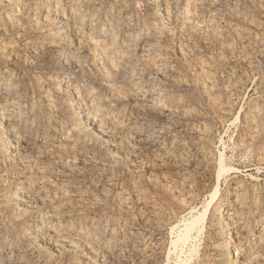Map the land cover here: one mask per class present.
<instances>
[{
  "label": "rangeland",
  "instance_id": "obj_1",
  "mask_svg": "<svg viewBox=\"0 0 264 264\" xmlns=\"http://www.w3.org/2000/svg\"><path fill=\"white\" fill-rule=\"evenodd\" d=\"M0 27V264H214L217 204L264 257V0H0Z\"/></svg>",
  "mask_w": 264,
  "mask_h": 264
},
{
  "label": "bare ground",
  "instance_id": "obj_2",
  "mask_svg": "<svg viewBox=\"0 0 264 264\" xmlns=\"http://www.w3.org/2000/svg\"><path fill=\"white\" fill-rule=\"evenodd\" d=\"M17 1V0H15ZM16 4V3H15ZM19 4V3H18ZM17 4V5H18ZM29 4V3H28ZM53 8V7H52ZM168 8V7H167ZM60 10V9H59ZM58 10V11H59ZM60 12V11H59ZM167 16V15H166ZM169 18V17H168ZM176 18V17H175ZM5 19V18H4ZM3 19V20H4ZM187 20V19H186ZM14 21V20H13ZM5 22V21H4ZM7 22V21H6ZM183 22V21H182ZM188 22V21H187ZM8 23V22H7ZM11 23V21H10ZM8 25H10L8 23ZM8 27V26H7ZM1 28V27H0ZM2 29V28H1ZM4 30V28H3ZM2 33V31H1ZM91 40V39H90ZM94 40V39H93ZM76 42V41H75ZM9 43V42H8ZM9 45V44H8ZM11 48V47H10ZM6 50V48H5ZM8 50V49H7ZM9 52V51H8ZM105 52V51H104ZM103 53V52H102ZM13 54V53H12ZM17 54V53H16ZM15 54V55H16ZM10 55V54H9ZM8 55V56H9ZM106 56V55H105ZM14 57V56H13ZM12 57V58H13ZM107 58V57H106ZM5 59V58H4ZM10 59V58H9ZM18 59V58H17ZM22 59V58H21ZM13 60V59H12ZM109 60V59H108ZM111 60V59H110ZM11 61V59H10ZM14 61V60H13ZM14 63V62H13ZM21 63V62H20ZM108 64V63H107ZM117 64V63H115ZM116 67V65H114ZM114 66L111 64V69L112 70H116L114 69ZM109 67V66H108ZM110 69V68H109ZM115 74V71H113ZM113 74V73H112ZM9 75V74H8ZM10 76V75H9ZM8 77V76H7ZM11 79V78H10ZM1 80V79H0ZM9 80V79H8ZM12 83V82H11ZM208 83V82H207ZM9 85V84H8ZM5 86V84H4ZM10 89V88H9ZM6 90V89H5ZM11 90V89H10ZM71 90V89H70ZM8 91V90H7ZM92 91V90H91ZM90 91V92H91ZM9 95V93L7 94ZM4 98V97H3ZM6 98V97H5ZM7 99V98H6ZM19 100V99H18ZM3 101V100H2ZM6 103V101H4ZM12 103V102H11ZM2 105V104H1ZM19 105V104H18ZM6 106V105H5ZM7 109V108H6ZM12 109V108H10ZM2 109H0V121L6 125L9 133L12 134V136L14 137H18L19 138H23L22 134H19L16 132V129L14 130L13 127V123L11 122V117L10 114L5 112V110L1 111ZM9 110V109H8ZM7 110V111H8ZM33 110V109H32ZM9 112H14V111H9ZM16 113V112H15ZM102 113V112H101ZM104 113V112H103ZM102 113V114H103ZM101 114V115H102ZM30 115V114H29ZM99 115V114H98ZM99 115L100 117L98 118V120L93 121L94 122V126L97 130H100L101 128L103 129V123L104 120L102 119L103 117ZM32 116V115H31ZM94 116V115H93ZM14 117V116H13ZM17 118V117H16ZM93 119V118H92ZM14 120V119H13ZM29 120V119H28ZM113 123H115L114 120H112ZM17 123V122H16ZM112 123V124H113ZM116 124V123H115ZM16 125V124H15ZM4 127V125L2 126ZM110 127V126H109ZM17 128V127H16ZM106 128V127H105ZM25 132V131H24ZM27 132V131H26ZM24 134V133H23ZM63 135V134H62ZM11 136V137H12ZM65 136V135H64ZM13 137V138H14ZM25 138V137H24ZM63 138V136H62ZM66 137H64L65 139ZM15 139V138H14ZM16 140V139H15ZM19 140V139H18ZM51 140V139H50ZM17 141V140H16ZM20 142V141H19ZM24 143V141H23ZM39 143V142H37ZM19 144V143H18ZM25 145V144H24ZM55 147V146H54ZM57 149V148H56ZM4 152V151H3ZM3 154V153H2ZM5 155V154H3ZM1 156V155H0ZM7 157V156H6ZM5 159V158H4ZM7 160V159H6ZM22 163V162H21ZM23 164V163H22ZM27 164V163H26ZM22 166V165H21ZM38 166V165H37ZM29 167V166H28ZM25 168H27V166H25ZM226 167L224 166L222 160L220 159L218 162V174L220 176V174L224 171H226L225 169ZM30 170V169H29ZM28 170V171H29ZM228 170V169H227ZM50 171V170H49ZM29 173V172H28ZM30 174V173H29ZM34 174L36 175V186H35V192L33 191V195L34 193L36 194L37 191L42 188L48 183L47 182V175H48V171L46 169L43 168H35L34 169ZM49 176V175H48ZM5 181V179H4ZM4 184V183H3ZM31 184V183H30ZM14 185V184H13ZM49 185V184H48ZM4 185H1V187ZM22 187V184L14 189L13 192H11V201H18V199L20 198L19 195L22 194V191H20ZM33 190V189H32ZM45 190V189H44ZM41 192V191H40ZM29 193V192H28ZM226 193V192H225ZM31 194V193H30ZM217 195V189H215L213 191V193L210 196V201L207 203V205L205 206V208L203 209L202 213L197 214L196 216H191L188 220L184 221V223L182 224L181 228L177 231L176 236L174 239H172V245L176 248V246H178V244H186L189 242V240H193L192 238V234L194 233H199L201 230V223L203 222V220L205 219V216L209 210V205L210 202L213 201V199L215 198V196ZM23 196V195H22ZM29 196V195H28ZM36 195H34V197H36ZM41 196V195H40ZM25 197V194H24ZM31 197V196H30ZM244 197V196H243ZM77 198V197H76ZM236 198V197H235ZM21 199V198H20ZM27 199V198H25ZM33 199V198H32ZM38 199V198H37ZM42 199V198H41ZM243 199V198H242ZM36 200V198H35ZM43 200V199H42ZM233 200V199H232ZM224 201V200H222ZM235 201V200H234ZM35 202V201H34ZM45 202V201H44ZM42 203L44 205H46L45 203ZM27 203V202H25ZM32 203V202H31ZM38 203V202H37ZM212 203V202H211ZM223 203V202H222ZM231 203V202H230ZM233 203V202H232ZM18 204V203H17ZM42 204H40L42 206ZM61 205V204H60ZM22 206V205H21ZM49 207V206H48ZM62 207V206H61ZM222 207V204H220V206L217 204L213 207L212 211H211V221L209 226L214 227V229L217 232V238L215 239V243L213 244V249H214V256L213 257V263L214 264H264V257L261 258L260 260L257 257H254V248L251 249L249 243L246 240L247 237V232H246V228L245 226H243V223L241 222V215H239L238 213L234 212L233 214L231 213V209L228 212H224L225 214H222V210L220 209ZM224 207V206H223ZM231 207V206H230ZM229 207V208H230ZM44 208V207H43ZM53 208V207H52ZM51 208V209H52ZM48 209V208H47ZM50 209V210H51ZM234 209V208H233ZM16 210V209H15ZM49 210V211H50ZM58 210V209H57ZM60 210V207H59ZM65 210V208H64ZM236 210V209H235ZM243 210V209H242ZM47 211V210H46ZM52 211V210H51ZM61 211V210H60ZM239 211V210H238ZM58 212V211H57ZM63 212V211H62ZM242 212V211H241ZM59 213V212H58ZM58 213H56L58 215ZM50 214V213H49ZM52 214V213H51ZM243 214V213H242ZM247 214V213H246ZM43 215V214H42ZM54 216V214H53ZM245 217V216H244ZM40 220V219H39ZM185 220V219H184ZM210 220V219H209ZM57 221V219H56ZM55 221V223H56ZM55 223L49 225L47 227V232L48 234H50V236L55 240V241H63L64 238H66V240H68L66 237V231L63 230V228L61 227H65L64 226H57L55 225ZM264 224V223H263ZM43 225H44V221H43ZM60 225V224H59ZM33 226V225H32ZM33 228V227H32ZM69 228V227H67ZM210 228V227H209ZM248 228V227H247ZM42 229V227L40 228ZM44 230V229H43ZM37 231H39V229H37ZM36 231V232H37ZM248 231V230H247ZM258 232V231H257ZM259 235L257 236V241H256V247L258 248L259 252H261V254H264V228L259 229ZM35 233V232H34ZM45 233V232H44ZM89 233V232H88ZM87 233V234H88ZM173 233V232H172ZM46 234V233H45ZM85 234V233H84ZM91 234V233H90ZM255 234V233H254ZM68 235V234H67ZM94 237V236H92ZM256 237V236H255ZM73 238V237H72ZM89 238H91V236H89ZM195 238V237H194ZM70 239V237H69ZM76 239V238H74ZM79 239V238H78ZM77 239V240H78ZM95 239V238H93ZM84 241V239H82ZM96 240V239H95ZM79 241V240H78ZM86 241V239H85ZM249 241V239H248ZM253 241V240H252ZM68 242V241H67ZM95 242V241H94ZM60 243V242H59ZM77 243V242H76ZM79 243V242H78ZM85 242H82V244ZM90 243V242H89ZM75 244V243H73ZM254 244V243H252ZM68 245V244H67ZM70 245V244H69ZM85 247V246H84ZM87 249V248H86ZM88 249H90L88 247ZM92 249V248H91ZM186 249V248H185ZM212 249V250H213ZM256 249V248H255ZM87 251V250H86ZM90 252V251H89ZM172 252V250H171ZM93 253V252H92ZM185 253V252H184ZM10 254V253H9ZM189 254V253H188ZM87 255V254H86ZM257 255V254H256ZM10 256V255H9ZM11 258V257H10ZM211 258V257H210ZM188 259V258H187ZM187 259L185 258L184 260L181 259V261L179 262L180 264H186L187 263ZM97 261V260H96ZM189 261V260H188ZM201 264V263H200Z\"/></svg>",
  "mask_w": 264,
  "mask_h": 264
}]
</instances>
